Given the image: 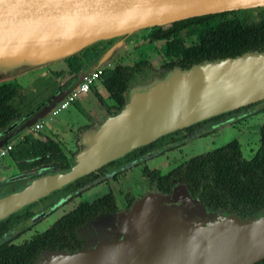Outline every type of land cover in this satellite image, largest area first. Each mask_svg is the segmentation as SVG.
<instances>
[{"label": "water", "instance_id": "water-1", "mask_svg": "<svg viewBox=\"0 0 264 264\" xmlns=\"http://www.w3.org/2000/svg\"><path fill=\"white\" fill-rule=\"evenodd\" d=\"M89 7L97 14L91 29L70 43L24 48L13 44L17 36H0V83L114 39L94 64L72 71L75 75L44 100L38 97L26 120L0 134V147L49 115L130 33L194 16L264 7V0H89ZM9 29L0 26V31ZM260 100H264V52L173 68L129 85L121 109L81 133L80 147L67 169L14 175L15 180L32 178L0 197V220L159 136ZM199 207L204 208L197 197H190L183 182L176 181L169 193L150 189L127 209L92 218L113 215L116 228L109 229L114 235L108 240L99 238L93 249L81 247L65 257L57 255L61 251H45L49 254L45 264H253L264 258V209L248 219L212 211L214 219L207 221L194 214Z\"/></svg>", "mask_w": 264, "mask_h": 264}, {"label": "trees", "instance_id": "trees-1", "mask_svg": "<svg viewBox=\"0 0 264 264\" xmlns=\"http://www.w3.org/2000/svg\"><path fill=\"white\" fill-rule=\"evenodd\" d=\"M247 11H254L255 15L241 20L232 11H226L189 17L164 26L141 30L148 29L144 35L148 41L163 42L162 52L169 60L161 65V71L173 68L187 69L206 61L234 57L247 52H264V7ZM189 37H193L194 42L186 45L185 39ZM113 40L98 43L106 42L105 46L108 48ZM85 48L66 58L71 71L81 68L80 64L70 61L71 57ZM152 70L148 61L142 59L131 64L118 63L107 69L102 85L111 100L110 105L104 106L108 116L116 114L125 103V92L130 82L144 78ZM48 88V83L44 84L39 80L28 87L1 82L0 134L8 127H15L26 120L29 113L34 112L38 97L44 98ZM261 104H264V100L216 114L159 136L154 141L132 149L120 158L11 213L0 220V264H32L38 255L45 251H76L83 245V240L76 234L78 228L99 214L117 211L112 193L107 192L91 201L78 202L44 230L31 234L21 243H13L15 238L29 228V222L41 210L34 208L38 201L54 195L51 198V206L43 214L46 216L56 206L71 201L89 187L103 181L110 167H122L118 171L121 172L139 165L150 153L156 150L159 152L164 147L173 149L191 138L208 135L223 121L236 122L264 111V105ZM258 134V146L250 158L241 155L239 144L233 138L209 151L190 156L164 174L142 164L139 176L144 186L143 192L157 189L162 193H169L173 184L179 181L185 184L190 197H197L201 205L208 210L235 215L241 219L254 217L264 209V122L259 126ZM73 154L67 157L59 142L43 140L39 132L32 133L30 130L11 144L8 151V157L18 173L31 170L36 172L34 176L67 169L72 163ZM124 197L127 209L134 199L129 196L128 190ZM17 225H20V229L11 235L10 232ZM253 264H264V258Z\"/></svg>", "mask_w": 264, "mask_h": 264}, {"label": "rangeland", "instance_id": "rangeland-1", "mask_svg": "<svg viewBox=\"0 0 264 264\" xmlns=\"http://www.w3.org/2000/svg\"><path fill=\"white\" fill-rule=\"evenodd\" d=\"M247 10L249 9H238V10H233L232 12L237 16H239L241 20H245L247 16L255 15L254 11H252L251 13ZM142 35L143 34L141 33V31H136L125 36V38H127V44L124 45L123 48L113 57L109 58L110 65L118 64V63L131 64L140 59L149 62L153 70L148 74H146L144 78L137 80L135 82L131 81L129 85L151 80L154 77L162 76L163 71L157 69H161V65L169 60L167 57H165V55L162 52L163 42L161 41L150 42L147 41ZM193 42H194L193 37H189L185 39L186 45H189ZM69 74H70V70L67 69L65 70V72L60 71L56 75H53V78L55 81H58L63 77V75H69ZM9 81L14 82L15 79H11ZM82 96L83 95H80L77 98L78 100L77 104L79 105V107H82L86 112H88L87 104L82 103L80 100ZM109 102L111 101L109 100ZM263 105L264 104H261V106ZM94 110H96V105L94 106ZM47 117L48 115L45 116L43 120H45ZM263 122H264V111L246 116L236 122L223 121L222 123L217 125L216 130L213 131L212 133L202 137L192 138L186 141L184 144L174 147L173 149H166V150L163 149L164 151L162 152L159 151L158 153L154 154L152 157L147 158L144 164H146L150 168H156L159 169L161 172H164L168 169H171L176 164L186 160L192 155L209 151L215 147L223 145L225 142L233 138L236 139L239 144L241 155L243 157L245 156V158H248L253 155V153L255 152L258 146L259 126ZM5 157H6L5 160L3 159V161L0 162L3 168L0 169V197L10 192L17 191L22 186H24V184L27 183L30 179V178L18 179L10 182L11 180L9 179L11 178V175L17 173V171L15 168H13L12 162L9 159V157L7 155ZM124 176L119 175L116 182L112 181L110 177H108L107 179H109V182L115 184V188H120L121 185L118 181L124 182L125 181ZM128 180L130 183H132V187L134 188L133 190L134 193L139 194L142 191L139 184L142 185V183L141 180L138 179V170L135 169L131 171ZM108 187H109L108 183L94 185L90 189L82 192L79 196L73 198L71 201L63 205L56 206L46 216H43V212H44L43 209L38 211L36 217H34L32 221L29 222L30 224L29 228L23 231V233H21L20 236L15 238L12 242L21 243L22 241L27 240L31 234L44 230L55 218L67 212L71 208H73L75 203H77L79 200H83V199L89 200L94 197H98L106 193L109 190ZM111 190L113 191L112 188ZM53 197L54 195L48 196L38 201V203L34 205V208L36 210H39L41 208L47 207L48 205L51 204V198ZM114 197L116 200V205H119L118 207L121 208L122 202H120V198L122 197V195H119L118 193H116L115 195L114 193ZM193 211L196 216L202 215L204 219L207 221H211L214 219V213L206 208L205 210L204 208L201 209L200 207L194 208ZM219 214L225 216V214L223 213H219ZM216 215L217 214H215V218ZM244 219H248V218H244ZM19 226L20 225H17L10 232V234L13 235L18 229H20ZM111 227L116 228L115 222L113 220V215H108L107 217L101 219L94 218L92 219V222H88L85 225L78 228L76 234L80 239L83 240V246L81 249L82 250L93 249L97 244V239L99 238H101L102 241L108 240L109 237H112L114 235V233L110 234L108 232ZM64 253H67V251H61L57 255L61 257H65ZM48 259H49V254L47 252H42L36 258L33 264H45L48 261Z\"/></svg>", "mask_w": 264, "mask_h": 264}, {"label": "crops", "instance_id": "crops-1", "mask_svg": "<svg viewBox=\"0 0 264 264\" xmlns=\"http://www.w3.org/2000/svg\"><path fill=\"white\" fill-rule=\"evenodd\" d=\"M125 39L126 38H123L120 44L117 43L113 45V47L115 46L114 47L115 49L112 51L111 54H109V56H107L104 59L103 61L104 64H102L99 67L102 70L101 74H99V76L95 78L93 82L89 85V90L86 93L79 94L73 100V102L69 103L65 108L59 110L58 112L54 114H49L45 120L43 119L39 120L41 123V128L38 129L37 131H33V130H30V131L32 133L39 132L43 136V140L51 139V140L59 142L63 152L66 154L67 157L75 153L77 149L80 147L79 139H80L81 133L87 128H91L99 124L107 116L104 106L110 105L111 102H109L110 100L109 95L102 85L103 74H104L103 70H105L106 68L105 64L109 62V58L113 57L116 53H118L123 48L124 45L127 44ZM105 45H107L106 42H103V44L97 43L95 45L87 46V48L81 51V53L73 55L70 61L73 62L74 64H80L81 68L83 69L90 67L92 64H94L99 59V56L102 53L104 54V52L107 51L109 47H111L112 42L109 44L108 48H106ZM103 49L104 51L102 52ZM73 63H70V64H73ZM68 64H69L68 60L66 59L59 60L47 66H43L37 69L26 71L18 75L15 78L14 82L13 81H7V82L12 83V84H17L21 87L31 86L34 82H36V80H39L40 82L44 84L48 83L49 88L46 91L47 92L45 95L46 97L45 96L44 98L42 97V100H44L45 98L49 97L52 94L53 90H55L54 92H56L57 88L64 86L65 82H67L69 77L72 78V76L75 75L74 72L70 70L69 75H63V77L58 81L54 80L53 75H56L60 71L65 72V70L67 69L69 70ZM80 95H83L80 100L82 103L87 104L88 112H86L82 107H79V105L77 104L78 103L77 98ZM95 105H96L97 111L94 110ZM38 107L39 105L36 106V110L38 109ZM17 126H15L14 128H16ZM25 133H28V131H26ZM22 134H19L18 136L13 137L8 142L13 144L16 140H19L21 138ZM5 158L6 157L1 158L0 162H2L3 159L5 160ZM0 169H3L1 163H0ZM135 169L136 170L139 169V166H136L135 168L128 170L126 172L127 175L128 173H131V171ZM165 172L166 171H164L163 173ZM90 200L91 199L85 200V201H90ZM80 201L81 200H79L78 202ZM120 202H122L121 199H120ZM77 203H75V205ZM118 206L119 205H117V207ZM122 207H123V204L121 205V208L118 207V211L123 210L124 208Z\"/></svg>", "mask_w": 264, "mask_h": 264}, {"label": "clouds", "instance_id": "clouds-1", "mask_svg": "<svg viewBox=\"0 0 264 264\" xmlns=\"http://www.w3.org/2000/svg\"><path fill=\"white\" fill-rule=\"evenodd\" d=\"M96 15L89 0H0V26L24 48L70 43L88 34Z\"/></svg>", "mask_w": 264, "mask_h": 264}, {"label": "flooded vegetation", "instance_id": "flooded-vegetation-1", "mask_svg": "<svg viewBox=\"0 0 264 264\" xmlns=\"http://www.w3.org/2000/svg\"><path fill=\"white\" fill-rule=\"evenodd\" d=\"M141 31V33L143 34L142 36L144 37V35H145V33L148 31V30H140ZM145 38V37H144ZM146 39V38H145ZM126 40V43H127V38L125 39ZM147 40V39H146ZM148 41V40H147ZM154 42H156V41H154ZM162 42V41H161ZM149 63V62H148ZM115 64H113V65H110V63L109 62H107L106 64H105V66H106V68H105V70H103V72H104V74H105V72L107 71V69H110V68H112L113 66H114ZM151 67V66H150ZM152 68V67H151ZM153 69V68H152ZM157 70H162V66H161V69H157ZM104 74H103V77H104ZM192 139V138H191ZM190 140V139H189ZM188 141V140H187ZM178 146V145H177ZM177 146H174V147H177ZM173 147V148H174ZM163 149H165L166 150V148L164 147V148H162V149H160L159 151L160 152H162V151H164ZM156 153H158V151L156 150V151H154V152H152V153H150V155L147 157V156H145L143 159H142V162L143 163H140L139 165H135V166H131V167H129V168H126V169H124V170H122L121 172H118L122 167H110L109 169H108V172L106 173V176H105V178L103 179V181H100V182H98V183H96L95 185H98V184H109V187H108V191L107 192H111L112 193V195H113V197H114V193H115V195H116V193H118L119 195H122V204H123V207L122 208H124L125 209V207H126V201H125V197H124V193L128 190L129 191V196H132L133 197V199H135L136 197H138V196H141L144 192V186H142V185H140L139 184V186L141 187V189H142V191L139 193V194H135L134 193V188L132 187V183H130L129 182V180H128V178H129V174L130 173H128V175H127V171L128 170H130V169H132V168H135L136 166H139V169H137L138 170V179H140V176H139V171H140V167H141V165L142 164H144L145 163V161L147 160V158H149V157H152L154 154H156ZM7 156H8V154H7ZM181 163V162H180ZM179 164V163H178ZM146 165V164H145ZM177 165V164H176ZM175 165V166H176ZM13 168H15L14 166H13ZM150 168V167H149ZM173 168V167H172ZM171 168V169H172ZM153 169H155V168H153ZM156 170H158L160 173H161V171L159 170V169H156ZM170 169H168V170H166V172L167 171H169ZM17 171V170H16ZM165 172V173H166ZM16 174H19L18 172L17 173H15V174H12L11 175V178L9 179V180H11L10 182H12L13 180H15V179H13L14 178V175H16ZM161 174H164L163 172L161 173ZM119 175H125L124 176V182H122V181H118L119 183H120V185H121V187L120 188H115V184H113V183H111V182H109V179H107L108 177H110L111 178V180L112 181H114V182H116V180H117V178H118V176ZM31 180V178L29 179V181ZM128 180V181H127ZM28 181V182H29ZM122 182V183H121ZM91 187H93V186H91ZM91 187H89L88 189H90ZM114 187V188H113ZM111 188L113 189V191L111 190ZM88 189H86V190H88ZM114 189H115V192H114ZM127 189V190H126ZM56 191V190H55ZM106 192V193H107ZM103 195V194H102ZM95 198V197H94ZM94 198H92V199H94ZM91 199V200H92ZM114 199H115V197H114ZM90 200V201H91ZM81 201H85L84 199L83 200H81ZM115 203H116V200H115ZM51 205H48L47 207H44V208H41V210L43 209L44 210V212L47 210V209H49V207H50ZM72 209V208H71ZM70 209V210H71ZM117 210H118V207H117ZM40 211V210H39ZM69 211V210H68ZM44 212H43V214H44ZM36 217V216H35ZM34 218V217H33ZM32 218V219H33ZM58 218V217H57ZM32 219H31V221H32ZM56 219V218H55ZM54 219V220H55ZM53 220V221H54ZM49 226V225H48ZM47 226V227H48Z\"/></svg>", "mask_w": 264, "mask_h": 264}, {"label": "built area", "instance_id": "built-area-1", "mask_svg": "<svg viewBox=\"0 0 264 264\" xmlns=\"http://www.w3.org/2000/svg\"><path fill=\"white\" fill-rule=\"evenodd\" d=\"M102 70L97 68L86 75L83 76L82 80L77 84V86L69 94L65 95L63 99L51 110L50 114H54L59 110L65 108L69 103L79 95L86 93L89 90V85L93 82L95 78L101 74ZM41 128L40 121H37L32 125L31 130L37 131ZM11 149V143L7 142L2 147H0V159L5 157L8 154V151Z\"/></svg>", "mask_w": 264, "mask_h": 264}, {"label": "bare ground", "instance_id": "bare-ground-1", "mask_svg": "<svg viewBox=\"0 0 264 264\" xmlns=\"http://www.w3.org/2000/svg\"><path fill=\"white\" fill-rule=\"evenodd\" d=\"M16 36L15 32L12 31V29L0 31V36Z\"/></svg>", "mask_w": 264, "mask_h": 264}]
</instances>
